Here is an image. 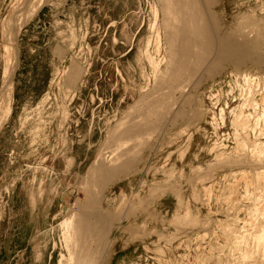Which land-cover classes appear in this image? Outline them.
<instances>
[{"label":"rangeland","instance_id":"rangeland-1","mask_svg":"<svg viewBox=\"0 0 264 264\" xmlns=\"http://www.w3.org/2000/svg\"><path fill=\"white\" fill-rule=\"evenodd\" d=\"M159 2L0 0V264H60L67 255L61 225L93 188L117 221L106 264H241L247 249L252 260L257 256L252 233L264 217V61L262 68L226 64L212 77L193 78L187 113L196 120L179 119L154 136L131 138L125 149L133 157L139 153L131 174L107 190L88 182L101 151L116 148L112 132L137 120L145 96L157 97L156 66L163 71L167 57ZM207 10L223 27L220 35L234 32L240 39L245 27H255L251 36L264 56V0H216ZM70 70L79 72L73 84ZM243 72L260 83L244 84ZM251 99L261 105L257 110ZM242 111L251 118L252 144L240 157L235 134L243 133L233 123ZM215 145L231 152L225 157L233 156V164L218 156L220 150L211 151ZM244 235L246 241L237 238ZM236 239L246 248L235 251Z\"/></svg>","mask_w":264,"mask_h":264},{"label":"bare ground","instance_id":"bare-ground-1","mask_svg":"<svg viewBox=\"0 0 264 264\" xmlns=\"http://www.w3.org/2000/svg\"><path fill=\"white\" fill-rule=\"evenodd\" d=\"M159 1H160L159 3H161V6H162L163 28H164V32H165L164 38H165V45L167 47V49H166L167 57L165 59L166 60V62H165L166 66H165V69L163 71L161 68H159L160 65L156 66V84L155 85H157V87L155 86L156 90L154 93H152V95L156 94L157 97L150 99L152 97L151 95H150L151 97L145 96L142 99V111L141 110L139 111L141 117L138 114V116L140 117V118L139 117L138 118L140 120L136 117L138 121L137 120L132 121V118H131V122L128 123L130 121V119H128L129 120L128 122H126L127 120L125 121L126 123L122 122L123 124L121 123L119 125V127L117 126V128L112 132V134H111V140L112 141H110V142H111V144H115V145L117 144L116 148L111 150V151L105 152V153L101 151V153L98 155L99 157H98L97 161L93 163L94 165L88 171V175H89L88 176V182H90L89 184L92 183V185H95V187H97L96 185H98V187H97L98 189H99V187H100V189H106L107 187L111 186L114 183H117L118 181L128 177L131 174V171L134 169V166L137 164L138 157H139L138 156L139 153H137V156L133 157L136 154L135 153L129 154L130 152L128 151V149L127 150L125 149L126 148L125 145L127 143H129L131 138L141 136V135L154 136V134H156L158 132V130L161 131V127H165V124L168 127L169 124H173L175 121H177L179 119H181L182 121L184 120L186 122L191 120V119L193 120L194 118L196 120V117L193 115L194 113L191 115V116H194V118L193 117L191 118V116L188 114L189 112L187 113V111H189L188 110L189 108L191 110L192 102H193L192 99L194 98V97L191 98L192 95L188 94L189 91L191 90L190 88L192 87L191 83H194L193 78L199 77L201 79V78H204L202 76H205V75H207L208 77L209 76L212 77V75H214L218 70H220V68L223 65L226 66V64L234 66L237 69L238 68L242 69V66H245V64L252 63L253 65L259 66L262 68V65L260 66V64H263L264 56L262 55V53L261 54L258 53V46H260V45H257L258 42L256 43L255 40H253L256 38V36H255V38L252 37L253 36L252 34L255 31L254 30L255 27H253L254 28V29H252L253 31L249 28L250 29L249 32H245V30H246L245 29L246 27H245L243 29L244 33L242 32L241 35L239 34L240 39H239V36L237 39V37L235 36L236 34H234V32L227 34V35H220L222 33L221 29H223V27L220 29L219 28L220 25L217 24L218 19L215 18L216 16L214 17V16H212L214 14L210 15V13L207 12L208 11L207 7L214 6V4L216 3V0H159ZM30 4H31V6H30ZM30 4H29L30 9L28 11V15H29V18H32L35 15L36 11L34 10L35 5H32V3H30ZM155 14L156 15H155L154 28L157 26V15H158V13H155ZM26 16H27V14L25 15V18H26ZM23 19L19 20V24L20 23L21 24H20V28L17 30L18 35L20 32L21 26L24 24ZM241 19H242L241 21H244L243 18H241ZM247 21L248 20H246V22ZM9 22H11V20ZM255 22H253V24ZM9 27H10V25H9ZM251 28H252V26H251ZM219 30L221 33L219 32ZM257 30L259 31V29H256V31ZM237 31H238V29H237ZM258 31H257V33H258ZM10 33H11V31H10ZM238 33H239V31H238ZM260 33H258V34H260ZM258 34H257V36H258ZM259 38L262 39L263 37L262 38L259 37ZM256 41H258V40H256ZM8 69H9V67H8ZM8 69H6L7 70L6 75L8 74ZM222 70H224V69H222ZM259 70H260V68H259ZM251 75L252 74H250L249 72L245 73V74L243 72V74L241 76L243 77L242 79H243L244 84H246L248 86L255 85V84L258 85V83H260V82H258V78L257 77L255 78L254 76H251ZM78 76H79V72L77 70H74V71L70 70V78H68V82L70 84H73L76 81V78ZM237 77H239V76H237ZM237 77H236V79H237ZM242 79H241V81H242ZM196 81H198V80L196 79ZM261 81H263V79ZM200 82L201 81H199V83ZM252 88H254V87H252ZM252 88H250L248 91H250ZM261 88H263V87H261ZM250 92H252V91H250ZM260 93H261V91H260ZM248 94H250V93H248ZM177 95H179L180 98L176 100ZM246 96H247V93H246ZM248 96H247V98H248ZM251 98H253V97H251ZM253 101L254 100L251 99L250 102L252 103ZM262 101H261L262 102V109L264 110V96L262 97ZM251 103H250V106L252 107L254 102L252 104ZM246 104H247V102H246ZM254 105L256 107V110H257V107L261 106L257 103ZM254 105H253V107H254ZM136 109H139V108L136 106ZM241 109H243V108H241ZM241 109L239 111H241ZM243 111H244V109H243ZM243 111L240 112V115L237 116L236 119L234 118V120H235L234 123L232 122L234 124L233 127L235 126V128L237 130V133H239L240 131H241V133H243V134H235L237 136V140H236L237 142L236 143H237V149L238 150H241V149L243 150L244 148L246 149L247 145L252 144V143L248 144L250 137H248L249 132L247 133V131H249L248 129L250 128V120H249L250 116L248 117L247 115H244ZM195 112H196V110H195ZM223 112L224 111H222V113ZM196 114H198V113H196ZM232 114H233V112H232ZM202 116H204V115H202ZM262 116H264V115H262ZM199 121H201V120H199ZM189 122H191V121H189ZM259 123H260V121H259ZM175 124H176V122H175ZM191 124H193V123H191ZM255 127L257 128V125ZM256 128H255V130H256ZM253 130H254V128H253ZM255 133H253V134H255ZM261 144H263V143H261ZM217 145H219V144H217ZM113 147H115V146H113ZM247 147H250V146H247ZM251 147H253V145ZM255 147H260V144H259V146L256 145ZM261 147H260V150L262 149ZM213 148L214 149L211 150L212 152H214L215 150L216 151L220 150V152H221V149H223V146H221V148H220V146H216ZM218 148H220V149H218ZM249 149H251V148H249ZM253 149L254 148H252L250 151H252ZM257 150H258V148H257ZM130 151H132V150L130 149ZM234 151H236V149ZM243 151H242V154L239 152V156L240 155L243 156V153L245 154V151L244 152ZM236 152L238 153V151H236ZM260 152H262V151H260ZM260 152H256V153H260ZM225 153L221 152L218 156L220 158H226V161H227V159H230V162L229 161H227V162H229V164L230 163L233 164L231 162V160L232 161H235V160L231 159L233 157L232 155H231L232 157H230V158L225 157L227 155L229 156L231 154V152H230V154L228 153L227 155ZM263 153H264V151H263ZM131 155H132V157H131ZM233 155H238V154H233ZM181 156H184V155L181 153ZM244 156H246V155H244ZM256 156H257V154H256ZM258 156L260 158V154ZM236 157H238V156H236ZM252 157H253V155H252ZM107 158H110V161H111V162L109 161V165H111L109 167L106 166L107 165L106 164ZM259 158L257 159L258 161L261 160ZM234 159H236V158H234ZM252 160H255V156H254V159H252ZM218 161H219V158H218ZM220 161H221V159H220ZM223 161H225V159ZM226 164H228V163H226ZM235 164L237 165V163H235ZM253 164H254V161H253ZM240 165H242V164H240ZM260 165H262V164H260ZM229 166L232 167L231 165H229ZM170 175H172V174L170 173ZM263 179H264V177H263ZM263 179H262V175H261V177L258 176L256 179V181H257L256 184H259V182H261V180L263 182ZM252 182H254V180ZM262 182L260 184H262ZM252 184L250 183V186L249 187L247 186L248 187L247 190L250 187H252ZM84 185H86V184H84ZM92 185L89 187H92ZM260 186H262V185H259L258 187L256 185L255 188L259 189ZM89 190H88V192H86L87 193L86 194L87 195V201L85 203L81 204L78 211H76V212L73 211L69 216H67V218L64 220V222L61 225L62 230H63L62 236L64 238V243H65L67 255H62V259L60 260V264H106V261L108 258L107 257L108 256V249L110 248V246L113 243V241L112 242L108 241V237L110 235L109 233L117 221H116V217H114L113 214H110V213L108 214V212L102 206V203L100 202L101 201L100 193H99V197H100L99 198L98 194L96 196H95V194H93L94 188H93V190L91 189L93 193L89 192ZM255 190H257V189H255ZM83 191H86V190H83ZM155 192L156 191H154V193ZM96 193H97V191H96ZM252 194H253V192H252ZM139 195H141V194H139ZM194 195H196V194H194ZM150 196H152V194H150ZM149 199H151V198H149ZM124 200H126V199L124 198ZM223 200L225 202L226 196H225V199H223ZM138 201H139V203H138L139 206L138 207L135 206L136 208L134 207V209H133L134 212L138 211L136 209H139V207H141L140 206V200L138 199ZM141 202H145V200H143ZM141 205L143 206V204H141ZM142 211H144V210L142 209ZM185 216H186V214H185ZM119 218H121V217H119ZM179 218L181 219L183 217L179 216ZM186 218H185V220H188ZM175 219H177V218H175ZM261 220L262 221L260 223L258 221L259 224L257 223L258 225L256 227L255 233L254 234L252 233V235H254V240H255V242L253 240H252V242H254L256 245L257 256L259 255L261 258V259H257V260L258 261L260 260V262L257 263L258 261H256V259H255V257L257 258V256H255L254 260H252L254 253L248 249L247 250L245 249L246 251L244 252V254L240 253L242 255V258L240 255V258H241L240 261L243 260L242 261L243 264H252V263L253 264H256V263L257 264H264V217ZM175 222H176V220H175ZM233 233H236V231ZM238 236H237V238H239L240 240L242 239L243 241L245 239H248L245 235L243 238H240ZM247 236H249V235L247 234ZM239 239L235 240V241H237L236 244L240 241ZM243 241H242V245L241 244H237L238 246L233 245V248L234 247L238 248L239 245H241L242 247H245V246H243L244 245ZM230 243H231V239H230L229 244ZM239 243H241V241ZM247 243H249V242H247ZM234 244H235V242H234ZM248 245H246V246L248 247ZM237 248H234L235 251ZM230 249H231V247H230ZM239 249H237V250L240 251ZM159 251L161 252V250H159ZM161 255L163 256L164 254H161ZM238 259H239V257H238ZM206 260H207V258H206ZM251 261H253V262L251 263ZM255 261H256V263H254ZM242 262H241V264H242ZM201 263H202V261H201Z\"/></svg>","mask_w":264,"mask_h":264}]
</instances>
